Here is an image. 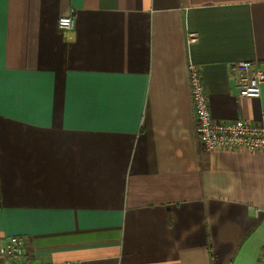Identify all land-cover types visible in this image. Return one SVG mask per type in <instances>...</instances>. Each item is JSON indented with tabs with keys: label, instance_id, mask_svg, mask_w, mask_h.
I'll list each match as a JSON object with an SVG mask.
<instances>
[{
	"label": "crops",
	"instance_id": "1",
	"mask_svg": "<svg viewBox=\"0 0 264 264\" xmlns=\"http://www.w3.org/2000/svg\"><path fill=\"white\" fill-rule=\"evenodd\" d=\"M241 61L264 70V0H0V240L41 264H261L264 152L204 150L188 83L191 62L214 120L261 123Z\"/></svg>",
	"mask_w": 264,
	"mask_h": 264
},
{
	"label": "built area",
	"instance_id": "2",
	"mask_svg": "<svg viewBox=\"0 0 264 264\" xmlns=\"http://www.w3.org/2000/svg\"><path fill=\"white\" fill-rule=\"evenodd\" d=\"M75 21V14L72 10L68 15L62 16L57 24L62 30H74ZM195 36L196 34L190 33V42L196 39ZM229 68L235 74L233 81L239 96L245 98L261 97L264 85L263 69L251 61L237 62L231 64ZM187 70L195 117L194 134H196L200 146L209 152L243 148L264 152V121L255 124L246 121V119L230 122L214 120L208 107V95L201 70L191 62ZM0 255L7 259L8 264H41L35 263L27 256L25 239L19 236L0 240ZM261 259V264H264V248ZM59 264H81V262L68 261Z\"/></svg>",
	"mask_w": 264,
	"mask_h": 264
}]
</instances>
